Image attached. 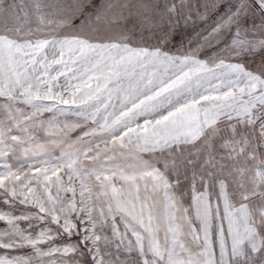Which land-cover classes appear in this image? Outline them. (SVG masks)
I'll return each mask as SVG.
<instances>
[{
	"label": "snow or ice",
	"instance_id": "6c2138e0",
	"mask_svg": "<svg viewBox=\"0 0 264 264\" xmlns=\"http://www.w3.org/2000/svg\"><path fill=\"white\" fill-rule=\"evenodd\" d=\"M0 264H264V0H0Z\"/></svg>",
	"mask_w": 264,
	"mask_h": 264
}]
</instances>
